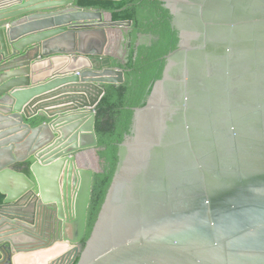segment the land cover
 <instances>
[{"label":"water","instance_id":"1","mask_svg":"<svg viewBox=\"0 0 264 264\" xmlns=\"http://www.w3.org/2000/svg\"><path fill=\"white\" fill-rule=\"evenodd\" d=\"M79 1L120 0H0V264H264V0H157L177 48L84 247L95 109L124 82L109 34L131 22Z\"/></svg>","mask_w":264,"mask_h":264},{"label":"trees","instance_id":"2","mask_svg":"<svg viewBox=\"0 0 264 264\" xmlns=\"http://www.w3.org/2000/svg\"><path fill=\"white\" fill-rule=\"evenodd\" d=\"M78 5L108 12L114 22H131L124 31V63L114 61L123 71L124 82L103 85L105 94L95 109V154L100 170L92 181L84 247L112 181L118 146L130 133L134 109L145 105L154 83L161 78L165 57L177 48L178 33L171 26L169 11L157 0L79 1Z\"/></svg>","mask_w":264,"mask_h":264},{"label":"crops","instance_id":"3","mask_svg":"<svg viewBox=\"0 0 264 264\" xmlns=\"http://www.w3.org/2000/svg\"><path fill=\"white\" fill-rule=\"evenodd\" d=\"M110 52L116 57L115 60L120 61V54L124 52L122 41L120 38V34L117 30H111L110 31ZM122 36L124 37V31H122ZM114 60V61H115ZM84 162L87 165L88 168L94 169V165L98 164V160L96 158L95 151L94 152H89L88 154L85 155Z\"/></svg>","mask_w":264,"mask_h":264},{"label":"flooded vegetation","instance_id":"4","mask_svg":"<svg viewBox=\"0 0 264 264\" xmlns=\"http://www.w3.org/2000/svg\"><path fill=\"white\" fill-rule=\"evenodd\" d=\"M125 30H126V29H125ZM125 30H123V31H125ZM121 40H124V39H121ZM122 42H123V41H122ZM122 45H123V43H122ZM123 49H124V48H123ZM121 57L124 58V52H123V54H122V53L120 54V58H121ZM121 60H123V59H121ZM121 60H120V61H121ZM81 246H82V242H81Z\"/></svg>","mask_w":264,"mask_h":264},{"label":"rangeland","instance_id":"5","mask_svg":"<svg viewBox=\"0 0 264 264\" xmlns=\"http://www.w3.org/2000/svg\"><path fill=\"white\" fill-rule=\"evenodd\" d=\"M94 169L97 170V171H99L100 170V167L97 166V165H94Z\"/></svg>","mask_w":264,"mask_h":264}]
</instances>
